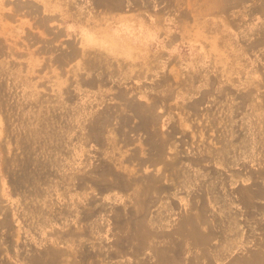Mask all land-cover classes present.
<instances>
[{
    "label": "rangeland",
    "instance_id": "374dc122",
    "mask_svg": "<svg viewBox=\"0 0 264 264\" xmlns=\"http://www.w3.org/2000/svg\"><path fill=\"white\" fill-rule=\"evenodd\" d=\"M35 1L48 2L57 17L68 6L77 13L89 7L95 17L102 10L131 16L129 20L146 30L143 34L160 55L130 84L147 92V85L163 73L166 81L175 83L187 78L188 72L199 75L204 70L218 75L219 87L227 89L225 94L235 105L233 112L241 113L252 53L245 22L250 5L264 6V0L29 2ZM31 3L8 0L5 7L38 12ZM57 17L37 20L36 41L44 60L54 56L64 41L62 30L52 31L54 22L62 23ZM27 39L35 41L32 36ZM70 53H76L74 48ZM67 57L64 52L59 60ZM226 71L234 72V80L227 79ZM26 72L25 95H5L6 79H0V264H225L230 257L215 263L201 248L210 233L200 230L216 211L214 198L234 201L233 211L241 220L246 208L252 217L249 235L240 240L236 235L240 243L248 236V244L234 254L248 252L249 257L259 248L264 239V218L259 214L264 216V177L251 175L243 182L236 178L229 190L215 193L202 187L189 191L195 183L217 184L219 177L176 180L163 174L176 153L167 145L168 122L153 111L156 99L128 101L123 108L128 113L90 99L87 110L79 103L88 87H81L78 80H59L61 84L55 85L48 76L40 79L29 64ZM223 93L213 94V99H223ZM74 103L76 111L70 112ZM174 132L170 142L181 137L182 128ZM250 165L252 172L259 168L257 161ZM242 202L248 206L242 208ZM251 259L264 260V251L253 253Z\"/></svg>",
    "mask_w": 264,
    "mask_h": 264
},
{
    "label": "crops",
    "instance_id": "0c3cea01",
    "mask_svg": "<svg viewBox=\"0 0 264 264\" xmlns=\"http://www.w3.org/2000/svg\"><path fill=\"white\" fill-rule=\"evenodd\" d=\"M29 1L17 0L21 4L31 3ZM7 2L8 0H0V41L3 46L0 47V79H6L7 86L3 87L5 95H25L28 79L26 71L29 64L40 79L48 76L47 78L55 85L61 84L58 83L59 80L75 79L81 87H88L82 90L81 94L84 100L79 106L83 109L89 110L92 104H87V101L92 99L99 101L100 105L104 104L105 108L128 113L123 109L128 101L137 103L138 99L145 102L156 99L153 111L162 114L164 122H168L167 145L176 153L172 156L170 166L164 167V175L176 180L181 176L194 175L195 177L211 175L216 176L217 179L219 177L217 184L214 181L203 184L201 182L199 185L195 183L194 188L189 189V191L194 189L199 191L202 187L204 191L214 193L229 190L236 178L243 182L249 180L251 175L264 177V6L262 2L258 5L253 4L252 8L250 5L248 20L245 22L244 35L249 37L248 51L252 52L248 63L251 70L247 77L249 86L243 91L244 97L241 101L243 105L239 115L233 112L235 105L231 103L229 93L225 94L227 89L219 87L218 75L211 76L210 72L204 74V70L199 75L188 72L187 78L184 80L179 78L175 83L166 81L167 75L163 73L150 86L147 85V92L144 87L140 89L130 84L136 83V77L143 76L145 69L152 66L155 58L160 54L159 51L153 50L152 43L143 34L146 30L143 31L144 28L140 29L137 24H132L129 15L102 14V10L95 17L90 15L89 7L83 6L77 13L73 6H68L57 17L50 10L51 6L48 2L36 1L31 4L37 6L39 11L28 14L26 8L21 10L6 8ZM43 17L50 19L57 17L62 21L61 24L54 22L56 26L52 27V31L57 33L62 30L60 36L64 40L59 51L45 60L41 45L36 41L40 36L37 20ZM28 36L35 38L34 43L28 41ZM167 42L164 40L163 44ZM70 44L73 46L71 47ZM63 46H66L65 50ZM73 48L75 54L70 53ZM64 52L68 56L67 59L59 60V55ZM214 59L217 61L216 58ZM163 61L166 62L165 59ZM211 63L213 66V61ZM216 68L219 69L217 62ZM233 73L225 72L228 80H234ZM221 90L224 92L223 99H213V94L218 96ZM140 93L143 95L139 96ZM205 104L207 107L203 106L202 109L201 105ZM69 111H76L75 103ZM176 127L182 128L181 137L170 142ZM181 158L185 160L182 161ZM254 161L258 162L259 168L252 172L250 163ZM205 163L211 164L209 166L211 170L204 168ZM176 187H179L178 183ZM211 196L212 199L216 197L213 194ZM212 201V207H216V211L214 214L213 211L210 213L209 224L207 223L205 228L202 226L201 230L199 228L201 233H210L205 235L206 240L202 241L201 248L210 253L215 263L217 260L224 261L230 257V261H226L225 264H264V260L251 259L253 253H263V238L259 241V248L249 257L248 252L237 256L234 254L235 250H240L248 244V236L243 242L238 241L241 235L250 233L252 217L247 214L248 208L245 206L248 205L242 202V208H246V213L244 212L241 220V215L238 216L233 211L234 201L224 198H214ZM206 206H209L208 202ZM205 214L208 215V211ZM259 214L260 218H264L261 213ZM236 235H239L238 240Z\"/></svg>",
    "mask_w": 264,
    "mask_h": 264
}]
</instances>
